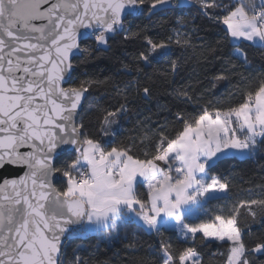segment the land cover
<instances>
[{
	"label": "snow or ice",
	"instance_id": "1",
	"mask_svg": "<svg viewBox=\"0 0 264 264\" xmlns=\"http://www.w3.org/2000/svg\"><path fill=\"white\" fill-rule=\"evenodd\" d=\"M190 2L0 0V264H64L72 237L88 230L118 234L129 226L160 236L173 231L175 243L162 240L152 253L155 264H203L197 245L209 243L223 249L222 264H256L264 257V231L252 238L240 223L246 213L264 228V197L224 204L211 214L206 207L227 199L220 194L229 189L228 179L210 175L218 161L264 150V73L238 99L235 91L221 101L205 99L208 89L199 96L187 87L173 89L194 108L174 113L171 132L164 130L168 121L158 125L142 155L105 139L117 134L113 126L128 111L126 102L95 105L99 134L79 119L94 89L111 83L126 101L132 86L90 73L95 53L124 33L125 41L140 42L137 62L159 63L173 44H190L187 34L154 37L135 22ZM195 2L233 46L231 58L250 68L240 45L264 50V0ZM178 67L169 62L171 72ZM228 72L214 75L211 88L229 81ZM142 91L151 94L148 87ZM69 264L88 260L74 254Z\"/></svg>",
	"mask_w": 264,
	"mask_h": 264
},
{
	"label": "trees",
	"instance_id": "2",
	"mask_svg": "<svg viewBox=\"0 0 264 264\" xmlns=\"http://www.w3.org/2000/svg\"><path fill=\"white\" fill-rule=\"evenodd\" d=\"M222 2L227 4L230 0H222ZM181 18L183 23L180 22ZM135 23L141 27L147 26L148 33L154 37L158 35L160 38H166L176 30L186 33L190 44L184 47L173 44L172 54L169 57L159 63L154 62L148 67L134 58L139 41H125L124 33L112 36L108 50L95 53L88 61L87 70L101 80L109 77L112 82H117L121 86L132 82L127 92V99L125 101L124 96H116L111 91V83L107 87L101 86L88 95L79 119L90 131L99 134L95 105L110 107L118 106L117 101L126 102L128 111L119 120L118 125L113 126L117 134L105 139H111L120 146L132 145L136 154L142 155L143 151L148 149L150 140L158 136V125H164L165 121H168V126L164 130L171 132L173 115L180 108L189 112L193 110L194 105L183 104L175 98L172 94L173 89L187 87L190 94L195 96L208 89L205 99L221 101L225 100L229 92L235 91L238 99L240 93L251 86L259 74L264 73V50L250 47L247 42L240 45L241 52L248 57L250 68L232 59L230 54L233 46L222 39L223 32L218 27L200 14L195 0H191L189 5L181 9L168 8L153 16L151 20L146 16L140 17ZM77 60H83V56L78 57ZM172 60L178 61L179 64L176 73L169 69V62ZM126 64L131 69L130 72L124 68ZM233 64L236 65L234 69ZM224 69L229 70L230 80L221 81L215 89L211 88L209 81ZM162 70H167L166 74ZM81 71L84 69L81 68ZM144 87L150 89V95H144L142 91ZM145 133L150 139H144ZM210 175H222L229 182V189L222 195L227 199L212 200L206 205L210 214L218 211L224 204L230 206L239 200L262 198L264 197V150L251 158H223L217 162ZM240 223L246 233L250 229L252 238L264 231L259 217L254 222L245 213ZM169 238L175 243L176 236L172 230L160 236L155 232L139 231L133 226L122 228L118 234H109L107 231L90 235L78 234L69 239L64 246L66 253L64 264H69L74 254L86 258L88 264H155L158 257L153 256L152 253L158 252L161 241ZM247 238L249 236H246ZM197 246L201 250L203 264H222L220 253L223 249L218 243ZM261 261H264V257H259L256 264H261Z\"/></svg>",
	"mask_w": 264,
	"mask_h": 264
},
{
	"label": "rangeland",
	"instance_id": "3",
	"mask_svg": "<svg viewBox=\"0 0 264 264\" xmlns=\"http://www.w3.org/2000/svg\"><path fill=\"white\" fill-rule=\"evenodd\" d=\"M190 4V3H189ZM187 4V5H189ZM186 6V5H185ZM236 158L238 159H242V158H245L244 156H235ZM221 196L224 195V194H220ZM93 233H96L95 231H91V230H88V231H85L83 233H80L82 235H90V234H93Z\"/></svg>",
	"mask_w": 264,
	"mask_h": 264
},
{
	"label": "water",
	"instance_id": "4",
	"mask_svg": "<svg viewBox=\"0 0 264 264\" xmlns=\"http://www.w3.org/2000/svg\"><path fill=\"white\" fill-rule=\"evenodd\" d=\"M113 36H114V35H113ZM78 57H80V56H78ZM78 57H77V58H78ZM87 98H88V96H87ZM86 100H87V99H86ZM86 100H85V101H86ZM85 101L83 102V107H84ZM83 107H82V109H81V111H80V114H81V112H82V110H83ZM66 242H67V241H66ZM66 242H65V244H66ZM64 246H65V245H64Z\"/></svg>",
	"mask_w": 264,
	"mask_h": 264
}]
</instances>
